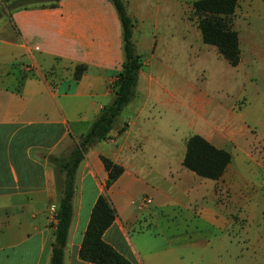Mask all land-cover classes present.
<instances>
[{"label":"crops","instance_id":"0c3cea01","mask_svg":"<svg viewBox=\"0 0 264 264\" xmlns=\"http://www.w3.org/2000/svg\"><path fill=\"white\" fill-rule=\"evenodd\" d=\"M122 1L134 23L136 52L149 53L142 65L166 68L160 53L178 50L179 37L185 38V0ZM232 24L239 47V27L250 39L246 67L264 64V0H239ZM121 31L110 0H48L11 13L0 0V264H48L61 177L50 157L69 153L111 100L124 58ZM161 35L172 44L163 51ZM243 62L240 47L236 66ZM78 64L86 69L75 80ZM149 98H133L80 163L63 264H94L81 260L78 250L92 206L104 192L116 215L103 239L132 264H264V223L246 221L249 189L261 176L247 149L206 138L231 154L218 180L183 167L184 148L180 158L162 157L168 167L160 180L169 177L171 183L157 185L150 180L157 170L146 158L156 157L149 149L163 142L148 141L157 117ZM101 155L124 168L106 191ZM173 160L176 169L169 165ZM143 194L153 203L139 210L131 201ZM169 210L183 215L173 232L159 225Z\"/></svg>","mask_w":264,"mask_h":264},{"label":"rangeland","instance_id":"374dc122","mask_svg":"<svg viewBox=\"0 0 264 264\" xmlns=\"http://www.w3.org/2000/svg\"><path fill=\"white\" fill-rule=\"evenodd\" d=\"M192 2L185 0L186 34L183 41L179 37L178 50L171 47L169 52H162L172 44L163 35L159 37L163 42L161 63L167 67L142 65L132 98L133 103L139 102L149 93V104L153 106L150 111L157 114L153 118L148 141L156 143L159 139L163 145H154L149 149L156 157L148 155L146 160L157 170V176L153 175L150 180L157 185L171 183L169 177L160 180V174L168 167L161 159L163 156L182 157L185 142L192 134L219 139L227 147H244L249 152V161H254L262 176L249 189L248 205L251 211L246 221L251 224L264 223V64L246 67L251 46L249 37L244 35L241 27L240 47L244 62L239 67L230 66L213 46L203 45L198 37L197 17L193 14ZM163 30L159 29L161 34ZM148 55V52L141 50L142 59ZM63 68L69 70L71 67L66 64ZM141 94L142 98L137 97ZM126 110L122 116H125ZM169 165L178 168L175 160L170 161ZM182 221L181 213L169 210L159 219V225L169 226L167 231L173 232Z\"/></svg>","mask_w":264,"mask_h":264},{"label":"trees","instance_id":"16d2710c","mask_svg":"<svg viewBox=\"0 0 264 264\" xmlns=\"http://www.w3.org/2000/svg\"><path fill=\"white\" fill-rule=\"evenodd\" d=\"M48 0H3L9 13L13 10L42 6ZM121 23L123 61L113 82V96L103 105L91 122L88 130L75 142L65 156L50 157L57 165L58 201L52 222L51 250L48 264H63L64 248L73 216L72 199L77 183V169L87 151L106 138L114 128L118 116L135 94L138 73L142 66L140 55L132 40L133 20L128 15L122 0H110ZM239 0H193L192 11L197 17V27L203 43L212 45L230 66L238 65L240 47L237 31L233 28L232 15ZM54 6V3L50 4ZM86 67L74 66L73 78L78 80ZM107 178L104 189H108L122 174V165L101 155ZM231 161V154L216 147L200 134L190 135L185 142L182 165L199 177L218 180ZM116 211L105 192L96 198L78 250L79 258L94 264H132L125 256L103 239V233L115 219Z\"/></svg>","mask_w":264,"mask_h":264},{"label":"built area","instance_id":"2783aa9c","mask_svg":"<svg viewBox=\"0 0 264 264\" xmlns=\"http://www.w3.org/2000/svg\"><path fill=\"white\" fill-rule=\"evenodd\" d=\"M131 203L135 205L139 210H144L152 205L153 199L149 195H144L140 199H133Z\"/></svg>","mask_w":264,"mask_h":264}]
</instances>
